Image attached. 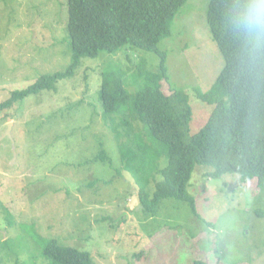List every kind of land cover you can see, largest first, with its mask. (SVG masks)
Instances as JSON below:
<instances>
[{
	"label": "rangeland",
	"instance_id": "374dc122",
	"mask_svg": "<svg viewBox=\"0 0 264 264\" xmlns=\"http://www.w3.org/2000/svg\"><path fill=\"white\" fill-rule=\"evenodd\" d=\"M209 4L189 0L160 45L173 86L190 96L192 135L213 110L196 92L209 91L225 66L208 24ZM68 21L67 0H0V103L42 75L68 69ZM126 53L84 58L77 75L55 91L0 114V264H47L49 240L91 253L96 264H264V189L256 181L244 186L237 174L213 179V170L199 165L188 188L196 213L173 199L162 201L155 216L143 213L101 116L103 72L121 70L136 90L129 71L140 59L131 64ZM138 56L157 70V56ZM101 144L112 165L97 159Z\"/></svg>",
	"mask_w": 264,
	"mask_h": 264
},
{
	"label": "trees",
	"instance_id": "16d2710c",
	"mask_svg": "<svg viewBox=\"0 0 264 264\" xmlns=\"http://www.w3.org/2000/svg\"><path fill=\"white\" fill-rule=\"evenodd\" d=\"M188 2L67 0L71 65L66 71L42 75L27 89L14 91L0 103V114L28 97L55 91L60 82L77 75L84 58H97L101 53L116 55L126 50L129 63L140 59L137 70L129 71L135 78L136 90H129L121 70L103 72L101 116L116 141L122 170L133 177L138 187L136 195L143 213L157 215L162 201L167 199L188 203L196 213V201L188 188L199 165L210 167L213 171L208 177L213 179L237 174L244 186L256 181L257 188L264 189V136L256 142L253 159L237 160V116L231 90L237 49L223 26L221 0H210L207 20L225 66L209 91L196 92L213 110L200 133L191 134L194 110L190 96L173 86L168 53L160 47L171 37L173 23ZM143 52L159 58L157 70L152 71L145 60L137 57ZM97 159L112 165L102 144ZM43 257L47 264H96L91 253L62 246L57 240L45 242Z\"/></svg>",
	"mask_w": 264,
	"mask_h": 264
},
{
	"label": "clouds",
	"instance_id": "9594fccd",
	"mask_svg": "<svg viewBox=\"0 0 264 264\" xmlns=\"http://www.w3.org/2000/svg\"><path fill=\"white\" fill-rule=\"evenodd\" d=\"M222 21L237 56L231 81L239 155L254 158L264 136V0H221Z\"/></svg>",
	"mask_w": 264,
	"mask_h": 264
},
{
	"label": "water",
	"instance_id": "95a60500",
	"mask_svg": "<svg viewBox=\"0 0 264 264\" xmlns=\"http://www.w3.org/2000/svg\"><path fill=\"white\" fill-rule=\"evenodd\" d=\"M12 124H10V127H9V129H8V132H7V136H9L11 139H12V134H11V126Z\"/></svg>",
	"mask_w": 264,
	"mask_h": 264
}]
</instances>
